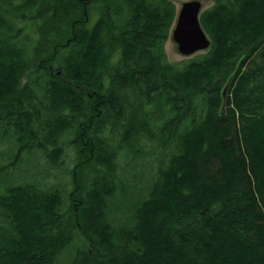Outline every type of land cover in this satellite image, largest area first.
I'll return each instance as SVG.
<instances>
[{"label": "trees", "instance_id": "1", "mask_svg": "<svg viewBox=\"0 0 264 264\" xmlns=\"http://www.w3.org/2000/svg\"><path fill=\"white\" fill-rule=\"evenodd\" d=\"M175 15L172 0H0V173L25 151L60 165L69 133L77 155L66 210L57 189L0 188V264H54L75 232L87 245L67 264H264V0H214L209 47L180 64ZM140 139L174 151L112 227L116 157Z\"/></svg>", "mask_w": 264, "mask_h": 264}, {"label": "rangeland", "instance_id": "2", "mask_svg": "<svg viewBox=\"0 0 264 264\" xmlns=\"http://www.w3.org/2000/svg\"><path fill=\"white\" fill-rule=\"evenodd\" d=\"M184 0H172L178 9ZM202 10L213 4L214 0H201ZM95 17H93V20ZM174 21V20H173ZM28 22L24 26L27 49L37 35L33 32L34 27ZM173 24V23H172ZM8 28H6L7 30ZM171 29V27H170ZM170 36V35H169ZM166 56L171 63H181L186 58L205 52L206 49L197 51L191 55H183L177 48L171 37L164 43ZM30 50V49H29ZM59 61L56 60L55 64ZM27 74V72L25 73ZM72 134L65 135L61 144L64 146L60 165H53L47 160L43 151H25L22 161L18 162L13 170L0 173V188L3 189L10 183L33 182L43 189H57L61 191L62 208L67 209V194L72 188L70 169L77 161V155L70 145ZM174 151L171 146L166 149L162 144L149 139H140L134 142V149H122L121 154L116 157V176L114 178L115 194L107 201V219L112 227L132 223V209L135 210L137 202L141 200L150 190L157 176V167L164 164L167 154ZM14 149L9 140L0 143V165L5 164L13 156ZM23 153V154H24ZM123 153V154H122ZM19 155V154H18ZM93 176L96 171L90 170ZM0 222L3 218L0 216ZM3 233V232H0ZM74 241L63 251L54 264H67L68 257L77 247L83 249L87 243L79 232L74 233Z\"/></svg>", "mask_w": 264, "mask_h": 264}, {"label": "water", "instance_id": "3", "mask_svg": "<svg viewBox=\"0 0 264 264\" xmlns=\"http://www.w3.org/2000/svg\"><path fill=\"white\" fill-rule=\"evenodd\" d=\"M202 11L201 0H184L176 11L171 25L170 36L176 43L178 50L183 55H191L197 51L206 49L210 45V38L204 31L199 20ZM60 74V71H58ZM231 77L228 78L221 90L222 105L220 113H224L227 90Z\"/></svg>", "mask_w": 264, "mask_h": 264}, {"label": "bare ground", "instance_id": "4", "mask_svg": "<svg viewBox=\"0 0 264 264\" xmlns=\"http://www.w3.org/2000/svg\"><path fill=\"white\" fill-rule=\"evenodd\" d=\"M221 105H222V102H221ZM224 109H226V103L224 104ZM224 112H225V110H224ZM220 114H223V113H220Z\"/></svg>", "mask_w": 264, "mask_h": 264}, {"label": "flooded vegetation", "instance_id": "5", "mask_svg": "<svg viewBox=\"0 0 264 264\" xmlns=\"http://www.w3.org/2000/svg\"><path fill=\"white\" fill-rule=\"evenodd\" d=\"M176 11H177V9H176Z\"/></svg>", "mask_w": 264, "mask_h": 264}]
</instances>
